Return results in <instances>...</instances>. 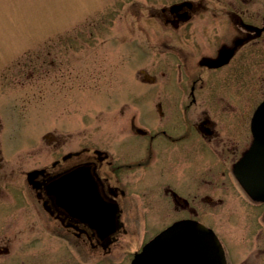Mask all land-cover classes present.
Returning <instances> with one entry per match:
<instances>
[{
	"label": "flooded vegetation",
	"instance_id": "obj_1",
	"mask_svg": "<svg viewBox=\"0 0 264 264\" xmlns=\"http://www.w3.org/2000/svg\"><path fill=\"white\" fill-rule=\"evenodd\" d=\"M163 1L122 42L135 61L109 66L148 88L112 95L105 146L58 138L20 171L0 120V264H132L177 223L201 225L221 264H264V199L238 177L264 101V0Z\"/></svg>",
	"mask_w": 264,
	"mask_h": 264
},
{
	"label": "rangeland",
	"instance_id": "obj_2",
	"mask_svg": "<svg viewBox=\"0 0 264 264\" xmlns=\"http://www.w3.org/2000/svg\"><path fill=\"white\" fill-rule=\"evenodd\" d=\"M162 3L0 0L2 145L15 155L18 170L52 159L58 138L64 151L79 143L105 146L110 122L121 120L109 108L112 95L133 84L148 88L111 78L109 66L114 63L115 72L123 60L135 61L137 50L122 42L138 37L134 24L141 4Z\"/></svg>",
	"mask_w": 264,
	"mask_h": 264
},
{
	"label": "water",
	"instance_id": "obj_3",
	"mask_svg": "<svg viewBox=\"0 0 264 264\" xmlns=\"http://www.w3.org/2000/svg\"><path fill=\"white\" fill-rule=\"evenodd\" d=\"M253 132L255 141L238 165V177L253 197L264 199V102L253 118ZM206 234L199 224L177 223L147 243L132 264H221V252H214V239L208 243Z\"/></svg>",
	"mask_w": 264,
	"mask_h": 264
}]
</instances>
